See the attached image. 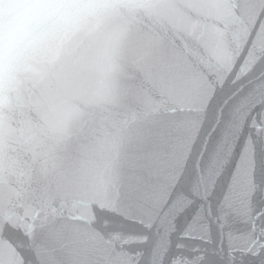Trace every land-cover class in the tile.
<instances>
[{
	"label": "water",
	"instance_id": "obj_1",
	"mask_svg": "<svg viewBox=\"0 0 264 264\" xmlns=\"http://www.w3.org/2000/svg\"><path fill=\"white\" fill-rule=\"evenodd\" d=\"M0 264H264V0H0Z\"/></svg>",
	"mask_w": 264,
	"mask_h": 264
}]
</instances>
